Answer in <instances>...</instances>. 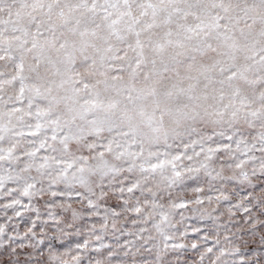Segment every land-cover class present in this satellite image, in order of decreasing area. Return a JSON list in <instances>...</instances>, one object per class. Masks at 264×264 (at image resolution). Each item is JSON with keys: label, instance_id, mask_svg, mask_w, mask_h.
<instances>
[{"label": "snow or ice", "instance_id": "obj_1", "mask_svg": "<svg viewBox=\"0 0 264 264\" xmlns=\"http://www.w3.org/2000/svg\"><path fill=\"white\" fill-rule=\"evenodd\" d=\"M0 264H264V0H0Z\"/></svg>", "mask_w": 264, "mask_h": 264}]
</instances>
